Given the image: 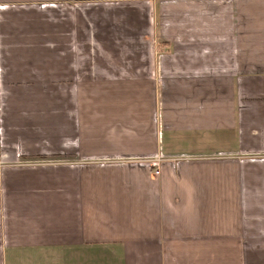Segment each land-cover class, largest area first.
Returning <instances> with one entry per match:
<instances>
[{"label":"crops","instance_id":"crops-1","mask_svg":"<svg viewBox=\"0 0 264 264\" xmlns=\"http://www.w3.org/2000/svg\"><path fill=\"white\" fill-rule=\"evenodd\" d=\"M0 264H264V0H0Z\"/></svg>","mask_w":264,"mask_h":264},{"label":"built area","instance_id":"built-area-1","mask_svg":"<svg viewBox=\"0 0 264 264\" xmlns=\"http://www.w3.org/2000/svg\"><path fill=\"white\" fill-rule=\"evenodd\" d=\"M160 174V172L159 171H156V175H159Z\"/></svg>","mask_w":264,"mask_h":264}]
</instances>
